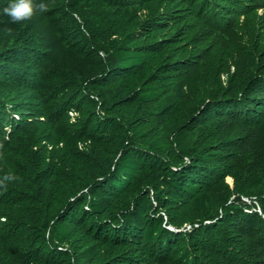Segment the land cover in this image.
<instances>
[{"label": "trees", "instance_id": "16d2710c", "mask_svg": "<svg viewBox=\"0 0 264 264\" xmlns=\"http://www.w3.org/2000/svg\"><path fill=\"white\" fill-rule=\"evenodd\" d=\"M46 1L99 66L0 50V264H264V0Z\"/></svg>", "mask_w": 264, "mask_h": 264}, {"label": "rangeland", "instance_id": "374dc122", "mask_svg": "<svg viewBox=\"0 0 264 264\" xmlns=\"http://www.w3.org/2000/svg\"><path fill=\"white\" fill-rule=\"evenodd\" d=\"M47 2L46 0H0L1 12L5 13V8L15 4L17 5L16 16L19 17V19L13 20L12 16L8 14L0 22V50L34 38L52 50L54 62L66 64L78 79H87L99 66L98 61L85 58L66 49L58 31L49 21ZM112 41L109 46L112 45ZM103 56L107 57V54L103 53Z\"/></svg>", "mask_w": 264, "mask_h": 264}, {"label": "clouds", "instance_id": "9594fccd", "mask_svg": "<svg viewBox=\"0 0 264 264\" xmlns=\"http://www.w3.org/2000/svg\"><path fill=\"white\" fill-rule=\"evenodd\" d=\"M16 7L17 5H10L8 8H5V13L12 16L13 20L19 19V17L16 16Z\"/></svg>", "mask_w": 264, "mask_h": 264}, {"label": "bare ground", "instance_id": "6f19581e", "mask_svg": "<svg viewBox=\"0 0 264 264\" xmlns=\"http://www.w3.org/2000/svg\"><path fill=\"white\" fill-rule=\"evenodd\" d=\"M230 180H231V178H230Z\"/></svg>", "mask_w": 264, "mask_h": 264}]
</instances>
